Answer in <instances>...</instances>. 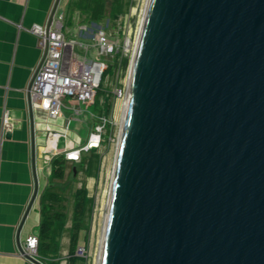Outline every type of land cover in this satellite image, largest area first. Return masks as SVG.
I'll use <instances>...</instances> for the list:
<instances>
[{
	"label": "water",
	"instance_id": "95a60500",
	"mask_svg": "<svg viewBox=\"0 0 264 264\" xmlns=\"http://www.w3.org/2000/svg\"><path fill=\"white\" fill-rule=\"evenodd\" d=\"M97 264H264V0H147Z\"/></svg>",
	"mask_w": 264,
	"mask_h": 264
},
{
	"label": "crops",
	"instance_id": "0c3cea01",
	"mask_svg": "<svg viewBox=\"0 0 264 264\" xmlns=\"http://www.w3.org/2000/svg\"><path fill=\"white\" fill-rule=\"evenodd\" d=\"M112 2L59 0L55 12L62 16L63 34L67 31L68 37L64 34L65 38L73 43L66 47L65 57L71 50L82 57H95L96 48L89 42L96 29L101 28L107 5ZM53 3L54 0H0V264H34L20 253L16 242L17 228L34 187L25 89L32 70L38 64L40 49L38 38L29 29L46 21ZM82 43L89 44L88 51L83 49ZM81 108L85 109L84 106ZM67 111L70 110L65 105L61 117L51 118L45 110L32 107L35 170L39 187L38 195L21 228L20 242L31 234L38 235L40 194L49 174L47 167L50 161L45 157L48 133H62L67 121L73 120L72 117L82 118L74 113L69 117ZM5 112L10 123L8 129H4L2 124ZM7 131L9 137H6ZM66 134L73 143L87 140L79 132ZM37 258L40 260L38 254Z\"/></svg>",
	"mask_w": 264,
	"mask_h": 264
},
{
	"label": "rangeland",
	"instance_id": "374dc122",
	"mask_svg": "<svg viewBox=\"0 0 264 264\" xmlns=\"http://www.w3.org/2000/svg\"><path fill=\"white\" fill-rule=\"evenodd\" d=\"M146 3L147 0H119L116 4L107 5V12L101 21V28L96 29L95 33L100 30L104 31L105 35L114 41L116 47L108 55H98V49L95 47V57L104 60L107 67L112 65V70L102 80L96 92V103L89 106L88 112L92 113V116L89 113H84L87 118H83L81 114L80 117L82 116V118L80 119L72 117L74 112L69 106V100L63 99V104L68 105L70 110L66 113L73 120L67 121L64 131L59 133L61 136L57 142L56 151L58 154L64 155L67 167L63 170V177L57 178L53 175L50 165H48L49 174L46 179V187L49 189L57 188L60 193L57 200L51 204L52 211L63 215L61 221L56 224L57 256L55 257L56 260H53V264H68V231L73 225L74 193L77 189L82 188L86 190L91 203L89 213L83 221L86 222V225L78 235L77 246H82L85 250L84 256H82L83 262H76V264H97L124 112V95L118 97L115 92L121 89L126 95L128 93L130 65L134 56ZM58 10L61 11V7ZM64 34L68 38L67 31H64ZM89 43H93V41L91 40ZM126 59L127 66L122 69L121 65ZM108 103L109 110L107 111L106 106ZM97 117H104L105 120H99ZM97 126H101L99 132L100 142L96 147L99 151V163L95 175L90 177L87 174L85 164L82 163L88 157V152L82 149L87 140L73 143L66 133L79 132L84 134V139H88L90 133L94 132ZM62 147H64L63 150ZM77 151H79L78 155H70ZM53 156V152L46 149L45 157L48 162ZM44 200L49 203L50 199L47 194ZM35 233H37V230ZM75 255L78 256L77 249ZM59 257H63V259L57 260ZM44 260L49 261L48 259Z\"/></svg>",
	"mask_w": 264,
	"mask_h": 264
},
{
	"label": "built area",
	"instance_id": "2783aa9c",
	"mask_svg": "<svg viewBox=\"0 0 264 264\" xmlns=\"http://www.w3.org/2000/svg\"><path fill=\"white\" fill-rule=\"evenodd\" d=\"M62 29V16L56 12L48 30L46 21L41 25H33L29 29L38 38L40 57L38 64L30 74L25 92H29L32 107L45 110L51 118L62 116V109L65 106L64 98L69 100L75 115L89 113V106L94 103L103 73L107 68V63L104 60L98 57H82L72 50L65 57L66 47L72 46L73 43L65 38ZM91 40L93 41L92 46L98 49V55L111 54L116 47L114 41L110 40L102 30L97 31ZM82 47L88 51L89 44L82 43ZM115 94L118 97L124 95V99H126V93L121 89L116 90ZM81 106H84L85 109ZM89 115L92 116V113ZM97 118L105 120L104 117ZM2 124L4 129H8L10 126L7 112L3 115ZM100 130L101 126H97L96 130L90 133L87 143L82 149L98 147ZM60 136L57 132H50L47 136L46 149L53 152L54 156L58 154L56 149ZM54 137H57L55 145L49 146L50 140ZM20 243L25 254L37 258V235L31 234ZM84 253V248L78 246V256L82 257Z\"/></svg>",
	"mask_w": 264,
	"mask_h": 264
},
{
	"label": "trees",
	"instance_id": "16d2710c",
	"mask_svg": "<svg viewBox=\"0 0 264 264\" xmlns=\"http://www.w3.org/2000/svg\"><path fill=\"white\" fill-rule=\"evenodd\" d=\"M119 0H113L112 4H116ZM112 65H109L106 71H104L102 80L105 79L107 74L112 70ZM122 69H125L127 66V59L122 63ZM123 71V70H122ZM102 82V81H101ZM95 100L94 103L95 104ZM106 110H109V103L106 106ZM88 152V157L82 163L85 164V168L87 170V174L92 177L95 175L98 163H99V151L96 147L90 148L86 150ZM49 165L52 169L53 175L57 178L63 177V170L67 167V162L65 161L63 154H57L53 156L49 162ZM50 199L49 203L45 202L44 197ZM59 190L57 188L49 189L46 186L42 190L40 194V223L38 228V245H37V254L40 257V260L44 264H53V259L57 256V223H59L63 217L62 213L53 212L51 204L53 201L57 200V196L59 195ZM74 218L73 225L71 229L68 231V255L69 264H74L75 262H83L82 257L75 255V251L77 249L78 244V235L79 232L85 227L86 222L85 217L89 213L90 209V199L87 196L86 190L84 188L77 189L74 193ZM43 259V260H42ZM44 259H48L49 261H45Z\"/></svg>",
	"mask_w": 264,
	"mask_h": 264
},
{
	"label": "bare ground",
	"instance_id": "6f19581e",
	"mask_svg": "<svg viewBox=\"0 0 264 264\" xmlns=\"http://www.w3.org/2000/svg\"><path fill=\"white\" fill-rule=\"evenodd\" d=\"M127 101H128V93H127V95H126V99H125V102L123 103L124 104V112H123V118H124V113H125V110H126V107H127ZM123 118H122V120H123ZM57 139V137H54L53 139H51L50 140V142H49V146H54L55 144V140ZM55 141V142H54ZM78 153L77 152H73V153H71V155H77ZM109 203V202H108ZM106 221V220H105ZM104 227H105V225H104Z\"/></svg>",
	"mask_w": 264,
	"mask_h": 264
}]
</instances>
